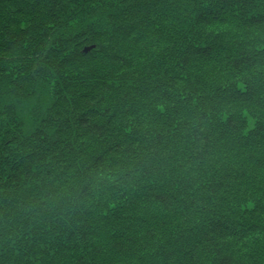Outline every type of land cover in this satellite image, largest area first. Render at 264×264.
<instances>
[{
	"label": "trees",
	"instance_id": "obj_1",
	"mask_svg": "<svg viewBox=\"0 0 264 264\" xmlns=\"http://www.w3.org/2000/svg\"><path fill=\"white\" fill-rule=\"evenodd\" d=\"M23 1L14 13L0 12L1 22L17 19L0 30V66L12 67L9 84L0 85V146L8 156L5 145L17 141V151H32L26 161L12 155L20 165L14 169L0 155V184L9 179L19 189L39 184L43 172L56 174L72 198L59 191L63 200L44 211L53 213L45 228L50 241L32 236L42 223L22 200L40 195L24 198L17 189L9 207L0 201V264H264V241H250L264 237V0H211L218 6L199 9L192 22L166 0L172 11L152 26L148 17L143 32L138 14L123 10L108 13L103 31L86 22L73 34L93 0ZM49 24L42 38L33 35ZM30 41V53L58 49L74 70L45 77L49 61L19 62ZM30 74L57 84L52 109L73 107L69 117L56 112L60 120L45 141L40 126L26 135L7 100L18 88L14 80L26 88ZM251 118L255 128L247 131ZM236 148L244 150L239 156L249 151L246 162L254 166L239 194L227 184L231 177L241 182L239 161L224 162L239 157ZM14 210L30 219L22 223Z\"/></svg>",
	"mask_w": 264,
	"mask_h": 264
},
{
	"label": "rangeland",
	"instance_id": "obj_2",
	"mask_svg": "<svg viewBox=\"0 0 264 264\" xmlns=\"http://www.w3.org/2000/svg\"><path fill=\"white\" fill-rule=\"evenodd\" d=\"M26 1H28V0H26ZM165 1L166 0H131V2L128 4L127 8H124L125 4L127 3V0H93L91 13L89 11L85 14L84 18H78L77 20H75L74 23L77 24L78 26H76L77 28H74V30H72L70 33L73 34L76 31V29H79V26L81 28V26L84 25L86 22L88 24L93 23V25L96 26L97 29H99L100 31H103L104 29H107L110 26L111 20L107 16L108 13L111 11L119 12V11H123V10H124L123 11L124 13L126 10H129L130 14L131 13H137L138 14V17H136V22H139L140 29H142L141 32H143L144 29H143L142 25L144 23L145 24L148 23V21H147L148 17L150 20L149 25L152 26L153 21H160L159 16L163 17V15H165L166 13L172 11L169 9L167 10V8L164 4ZM168 1L169 2L172 1V3L175 5L173 7L174 11L175 10L178 11V13H180L181 16L186 17L191 22L194 20V15H196L198 13L199 9H202L203 7H209V6H213V7L218 6V4H215V2H212L211 0L209 2L203 3V4H201V2L197 3V2H194L192 0H168ZM23 2H25V1H23V0H0V12L4 11L3 13H10V12L14 13L15 12L14 8L17 7V5H19V4H23ZM26 3H28V2H26ZM153 4H157V5H153ZM168 5L173 6L172 4H169V3H168ZM7 8H9L8 11L6 10ZM120 8H124V9H120ZM132 9L134 11H132ZM160 9L162 11H164V10L165 11L161 12ZM148 10L150 13L156 12L157 14H155V15L154 14H148L147 15ZM258 11L261 12L260 14H263V10L261 8H259ZM161 13H163V14H161ZM112 19L114 20L115 18H112ZM16 20H13L12 16H7L5 19H2V22L0 21V26H1L0 30H1V28L3 29L5 27V24L8 26H11L12 24H16ZM184 22H185V24L188 23V21H185V20H184ZM112 23H114V22H112ZM21 24H23V27L26 25L25 22H21ZM117 24H119V23H117ZM48 27L50 28V24H49V26L46 27V31H44V32L43 31H36V33L33 35H38L39 37L42 38L43 35L49 31ZM154 27L159 28V26H156V25ZM191 27H192V31H193L194 28H193L192 24H190L187 28L186 27H183V28H185L186 33L189 34V32L191 31ZM35 28L36 27H33L32 29H35ZM41 29H42V25H41ZM153 29H155V28H153ZM179 29L181 30V24H179V26L176 27L173 32L174 33H180ZM12 30H13V33H18V32H16V29L14 27H12ZM63 30L66 31V33H67V30H69V28L66 26L63 28ZM140 34H142V33H140ZM183 39H187V36H183L182 38H180V40H183ZM260 39H259V42H260ZM36 40L39 41L40 39L36 38ZM59 40H60V44L62 45L63 41L61 39H59ZM13 41L14 40H12V42ZM180 42H183V41H180ZM35 43L36 42L30 41L29 45L26 47L27 53L25 52V50H22L21 54H23L24 56L20 57V59H19L20 61L19 60H17V61L23 62V63H28V64L29 63H35L36 61H42V59L49 61L50 63L48 64V66L45 68L44 71H42L43 75L45 73V75H44L45 77L50 76V73H56L57 75L60 74V76L65 77V74H70L74 70V69L73 70L71 69L68 62H64L62 57L58 56V53H57V52H59L58 49H55V52H53V50H50V53L48 56L45 55V51H41L37 55H34L33 52L30 53L32 51L31 48L35 45ZM186 43H188V41ZM64 44L65 43L63 42V45ZM43 47H45V46H43ZM18 49H19V47H18ZM178 50H180V48H178ZM66 55H68V54H66ZM13 58H15V57H12L11 59H13ZM3 63H2V66H0V69H1V67L4 68L3 74H6V75L4 76V78L2 80L0 79V83H2V81H4V80L9 81L8 78L12 79V77H10L11 72H12V67L7 66L6 62H5V64H3ZM194 65L197 68L199 67L197 64H194ZM8 69H10L9 72H8ZM215 73H211V75L209 73V76L210 77L213 76V78L216 79L217 76L214 75ZM32 75L35 78H37V80H39V81L33 80L31 74L26 75V76L24 75L23 79H24V84L26 85V88H23V87H21L22 83H21L20 79L14 80V81H16L15 84L18 83V85H17L18 88H15L13 91L14 93H11L9 97L7 96L8 97L7 100L12 101V102H10L11 108L13 109V111L15 109L17 111V113L21 116V120H22L23 126L25 128L24 131H25L26 135L29 134L28 132L33 133L35 131V129L37 128V126H40L41 132L36 131V133H41V138L43 141H45V139H47L45 137H48L47 135H49V132H50L48 130L49 127H52V126L54 127L56 125V122H54V121L60 120V118L58 119V117H56V115H55L56 112H59L60 114H62L63 109H65L66 113H63L62 115L63 116L67 115L69 117L72 110H73V107H72L71 103L61 102L59 104H56L58 106L62 104L61 107L55 106V108L52 109L53 104H55V98H56L55 89L57 87V84L54 81H52L49 84L47 79H44L45 78L44 76L41 78H38L37 75H35V74H32ZM258 78H259V76H258ZM240 79H241V77L237 78L238 81H240ZM62 80H64V79H62ZM11 85H12V83H11ZM31 85H33V86H31ZM60 85L62 87L61 82H60ZM0 93L1 94L4 93V90L1 91ZM16 93H18V94H16ZM3 102H4V99L0 97V106L3 105ZM28 103H30V104H28ZM252 109H253V107H252ZM52 113L54 115H52ZM255 113L256 112L254 111L253 114H255ZM43 116L46 117L47 121H45V120L42 122L40 121L43 118ZM8 122L10 124V120ZM255 124H256L255 118L249 119L247 131L253 130L255 128ZM0 126H2V125L0 124ZM2 127H4V126H2ZM247 133H249V132H247ZM2 135L3 134L1 133L0 137ZM27 137L29 138V136H27ZM21 138L26 140L25 136H21ZM19 143L20 142L17 141L16 145H18ZM33 143L36 144V146L40 145L34 141H33ZM16 145H15V147H16ZM13 146L14 145H12V146L5 145V147L9 148V150H10V152H9L10 156H8L7 152L4 151V149H3L4 147L0 146V149H1L0 155H1L2 159H5V162H3V165H7V167H10V166H8L9 165L8 163H12L14 161V159L11 157L12 155H14L16 158H19V159H22L23 161H26L24 156L29 155V153L32 151V149H30L27 153H23V152L20 153L19 152L20 150L17 151L15 149V147H13ZM40 147H41V145H40ZM243 151L244 150L241 148H239V149L236 148L235 154L239 156V153L241 154ZM249 154H250V152L246 150L242 156H239V157L232 156L230 158L227 157L229 159H224V162L229 161L231 158L235 159V160L237 159L239 161L236 163L237 164V167H236L237 170L236 171H238L237 176H238L239 180H241V182H239L237 184V182H235L233 180V178L231 177L227 183L228 186L231 188L229 191L233 192L234 194H239L243 177H245L246 173L250 174L249 170L253 169V167H254L253 165H249L251 160H249V163L246 162L247 156ZM47 155L51 156L50 154H47ZM19 166L20 165H18L17 162L14 161L11 169H14V168L19 167ZM43 169H44V167H43ZM40 178H42V180H40V182L38 181L39 184L31 185V184L25 183V184L21 185V187L19 189L13 185L12 180L8 179L5 184H0V201L3 202L4 205L6 204V207H9L10 206L9 205L10 200L12 197V192H14L17 189L21 191V194L24 198H28V196H30L32 194L33 195H40V196H32L30 199H22V200L23 201L26 200V204H29L31 209H28V210H31L33 212V216H31V217H34L36 219L34 221H37L36 222L37 225L38 224L40 225V223H42L41 232H40V230H38L36 228L35 229L36 235H32V236L38 237V238H45L46 241H50L47 238L52 237L53 232L48 231V228L47 229H45V228L48 225L49 220L51 218L50 216H52L53 213L50 212L47 214L44 211H46L48 208L54 209L55 207L53 206L52 202L58 203V201L63 200V197L65 195H67V193L63 192L61 190L64 187L63 181H60L61 178L59 176H56V174L54 177H49L45 172H43ZM55 181H57V183ZM110 183L111 182H109V181L105 182V184H107L108 186H111ZM102 190H104V189H102ZM59 191L65 195L58 197L57 195H59L58 194ZM233 193H231V194H233ZM70 198H72V196L67 195L66 200H68V199L70 200ZM14 201H16V199ZM48 201H50L51 204H49L46 207H43L44 204L47 203ZM18 202H19V200L16 201V203H18ZM14 211L17 212L16 210H14ZM17 214L19 216H17L16 218H19L22 223H23V221L26 222L28 218L30 219V217L25 219L22 212H17ZM42 214L46 216L45 221H42L43 220ZM248 217H250V216H248ZM254 218L255 217H253V219ZM12 227L18 228V223L16 224V226H12ZM35 227H37V226H35ZM56 233L59 234L58 230H56ZM44 235H45V237H43ZM235 241H238V240L235 239ZM250 241H264V237H259V236L255 235V237L253 236L250 239ZM250 241L248 240V242H250Z\"/></svg>",
	"mask_w": 264,
	"mask_h": 264
},
{
	"label": "bare ground",
	"instance_id": "obj_3",
	"mask_svg": "<svg viewBox=\"0 0 264 264\" xmlns=\"http://www.w3.org/2000/svg\"><path fill=\"white\" fill-rule=\"evenodd\" d=\"M224 42H225V44L229 45V40L228 39H226ZM3 78H4V76H2L0 79L2 80ZM8 80L10 81V79H8ZM9 81L4 80V81H2V83H0V85L2 87H6L9 84ZM10 245H13V243H10Z\"/></svg>",
	"mask_w": 264,
	"mask_h": 264
}]
</instances>
